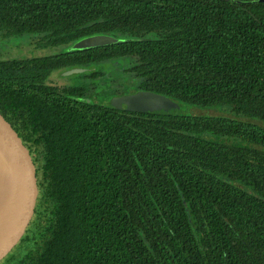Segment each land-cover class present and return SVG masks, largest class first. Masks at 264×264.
Wrapping results in <instances>:
<instances>
[{"label":"trees","instance_id":"1","mask_svg":"<svg viewBox=\"0 0 264 264\" xmlns=\"http://www.w3.org/2000/svg\"><path fill=\"white\" fill-rule=\"evenodd\" d=\"M119 33L0 54V111L37 154L42 189L8 263L264 264V1L0 0V41L33 34L52 49ZM126 56L135 91L231 112L120 109L50 80Z\"/></svg>","mask_w":264,"mask_h":264},{"label":"water","instance_id":"2","mask_svg":"<svg viewBox=\"0 0 264 264\" xmlns=\"http://www.w3.org/2000/svg\"><path fill=\"white\" fill-rule=\"evenodd\" d=\"M92 37L96 42L94 45L112 42V40L103 38L102 35ZM82 39L76 43L75 47L84 48L85 44L94 43L92 41L83 42ZM83 70L82 67L76 66L69 68L67 73ZM77 99L91 101L90 98L77 97ZM167 100L168 98L162 94L139 89L128 94L114 95L109 102L120 109L151 112L150 110L159 108ZM130 107L132 108L128 109ZM0 160L8 171L12 190L11 205L0 229V264H2L21 248L31 234L39 213L42 189L34 153L1 111Z\"/></svg>","mask_w":264,"mask_h":264},{"label":"rangeland","instance_id":"3","mask_svg":"<svg viewBox=\"0 0 264 264\" xmlns=\"http://www.w3.org/2000/svg\"><path fill=\"white\" fill-rule=\"evenodd\" d=\"M102 36L103 38L112 41L120 39L122 40L126 37L120 33L117 36L118 38L111 36V34ZM37 37L38 35L23 34L20 36L0 41V54L3 58L9 59L30 57L32 55H42L46 53L50 54L64 51L66 48L75 46L76 43L80 41H77L73 45H62L52 49H40L35 43ZM99 38L103 40L102 37ZM82 40L83 42H94V37H88ZM94 44H96V42L85 44L83 47L91 46ZM134 61L135 57L126 56L118 59L104 60L98 63H93L91 65L89 64L83 67L84 70L82 72L67 73L69 68L64 70H54L50 75V80L52 83L59 85H84L88 87L89 94L93 93V95L95 96L104 97V100L107 98H109L110 100V98L114 95L126 93L128 94L135 91L134 89L138 86V82L142 78H138L134 72L127 71V68L130 67L134 63ZM94 70L100 71L101 75L95 78L87 76V74ZM111 94L113 95L111 96ZM131 108L132 107L128 109ZM150 111L169 114H227L231 112L229 108H200L171 98H168L167 101H164V103L159 108H154ZM34 156L37 160V165L39 167V158L37 159L36 153H34ZM11 200L12 190L9 174L6 168L3 166L2 161L0 160V222L4 221V219L6 218L9 207L11 205ZM27 245L28 241H26L21 246V248H19V250L13 255V257L18 255ZM2 264L9 263L6 260Z\"/></svg>","mask_w":264,"mask_h":264},{"label":"bare ground","instance_id":"4","mask_svg":"<svg viewBox=\"0 0 264 264\" xmlns=\"http://www.w3.org/2000/svg\"><path fill=\"white\" fill-rule=\"evenodd\" d=\"M3 225V221L2 222H0V229H1V226Z\"/></svg>","mask_w":264,"mask_h":264},{"label":"flooded vegetation","instance_id":"5","mask_svg":"<svg viewBox=\"0 0 264 264\" xmlns=\"http://www.w3.org/2000/svg\"><path fill=\"white\" fill-rule=\"evenodd\" d=\"M83 68V67H82Z\"/></svg>","mask_w":264,"mask_h":264}]
</instances>
